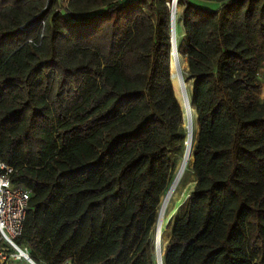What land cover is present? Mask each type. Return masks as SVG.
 <instances>
[{
  "label": "trees",
  "instance_id": "trees-1",
  "mask_svg": "<svg viewBox=\"0 0 264 264\" xmlns=\"http://www.w3.org/2000/svg\"><path fill=\"white\" fill-rule=\"evenodd\" d=\"M66 1L0 0V164L29 192L13 242L35 264H154L186 136L168 0ZM181 24L194 185L163 264H264V0H183Z\"/></svg>",
  "mask_w": 264,
  "mask_h": 264
},
{
  "label": "bare ground",
  "instance_id": "bare-ground-1",
  "mask_svg": "<svg viewBox=\"0 0 264 264\" xmlns=\"http://www.w3.org/2000/svg\"><path fill=\"white\" fill-rule=\"evenodd\" d=\"M172 12H173V18H172V29L174 33V39L176 38V21H177V0H172ZM178 29V28H177ZM178 34V33H177ZM171 66H170V73H171V85L173 87V91L177 99L181 103L182 110L184 111V123L185 128L187 130V136L185 140V158L181 164V166L177 169L174 179L168 188L167 193L165 194L159 211V227L158 230L155 233L154 238V249H155V259L157 264H162V254H163V240H164V233H163V218L164 214L166 212L168 203L173 196L175 189L177 188V185L179 183V180L182 177V174L184 172V169L186 167L187 162L192 157L191 151L193 147V141H194V132L196 130V123L194 120V106L189 102L187 92H186V81L184 79V76L182 74V68L183 63L181 60V56L177 49H173V54L171 57ZM183 120V119H182ZM183 123V124H184Z\"/></svg>",
  "mask_w": 264,
  "mask_h": 264
},
{
  "label": "built area",
  "instance_id": "built-area-1",
  "mask_svg": "<svg viewBox=\"0 0 264 264\" xmlns=\"http://www.w3.org/2000/svg\"><path fill=\"white\" fill-rule=\"evenodd\" d=\"M171 5L172 0H169L168 8H171ZM260 80L264 83V72L261 73ZM11 171V168L0 164V264H5L9 259L22 258L18 253L10 252L9 247L12 248L14 238L21 235L29 200V192L11 183Z\"/></svg>",
  "mask_w": 264,
  "mask_h": 264
},
{
  "label": "rangeland",
  "instance_id": "rangeland-1",
  "mask_svg": "<svg viewBox=\"0 0 264 264\" xmlns=\"http://www.w3.org/2000/svg\"><path fill=\"white\" fill-rule=\"evenodd\" d=\"M64 1L65 0H63V3L65 4ZM111 1H113V0H105L106 4L110 3ZM120 1H123V0H120ZM168 2H169V0H168ZM182 2H183V0H177V10H178L176 12V14H177L176 38L177 39H175V42H176V49L179 52V54L181 56L182 63H183L182 74H183L184 79L186 81V92H187V96H188L189 102L191 103V94H192L193 86L191 85V79H190V77L187 76L186 73H185V71H186V63H185V57L183 55V45L181 43V39H180V36H179L180 29L178 28L179 25H180V23H181ZM178 102H179L180 106H182L179 100H178ZM181 109H182V107H181ZM182 112H183V123H184V111L182 110ZM194 120H195V116H194ZM185 125L186 124L184 123L183 124V127L184 128H185ZM185 130H186V128H185ZM196 131H197V126H196V130L194 132V138H195V135H196ZM186 136H187V130H186ZM186 136H185V140H186ZM193 144H194V141H193ZM185 149H186V146L184 144V147L181 150V152H178L176 149L171 150V155L173 156V170H172V177H171V181H170L169 187H170V185H171V183H172V181L174 179V176H175V173H176L177 169L181 166V164L183 162V156L185 154ZM191 164H192V157L190 158V160L186 164V167L184 169V172L182 174V177L179 180V183L177 185V188L175 189V192H174L173 196L171 197V199H170V201L168 203L166 212L164 214L163 223H162L163 233L165 235L164 240H163V250H164V246H165V244H166V242H167V240H168V238L170 236L171 230H172V224H173V221H174L175 212L177 211L179 205L186 198V196L188 195L190 189L194 185V176L192 175L191 170H190L191 169ZM167 191H168V189H167ZM167 191H166V193H167ZM165 194L161 198V203H162V200H163ZM158 215H159V212H158ZM155 233H156V230L154 229V232H153V242H154V238H155V236H154ZM152 245H153V251H152V254H153V262H154V264H157L156 259H155L154 243H152ZM9 251L12 252V253L15 252L10 247H9ZM13 260L14 259H9L6 263H8V264L9 263H12ZM21 261L24 262L25 264H29L27 261H25L22 258H21ZM17 264H19V263H17Z\"/></svg>",
  "mask_w": 264,
  "mask_h": 264
},
{
  "label": "water",
  "instance_id": "water-1",
  "mask_svg": "<svg viewBox=\"0 0 264 264\" xmlns=\"http://www.w3.org/2000/svg\"><path fill=\"white\" fill-rule=\"evenodd\" d=\"M65 5L67 6L68 3L67 1L65 0ZM169 13H170V43H171V52H170V62H171V57H172V54H173V49L176 50V42H175V39H174V33H173V29H172V8H169ZM169 62V71H170V66H171V63ZM171 73H170V78H171ZM194 106V105H193ZM194 114H195V107H194ZM185 144V142H184ZM185 158V154L183 156V160ZM158 227H159V215H158V218H157V223H156V227H155V230L157 231L158 230ZM12 248L14 249V251L16 253H18V255L20 257H22L25 261H27L29 264H35L29 257V255L21 248H19L17 245H15L14 243H12ZM163 255V254H162ZM162 264H163V261H162Z\"/></svg>",
  "mask_w": 264,
  "mask_h": 264
},
{
  "label": "crops",
  "instance_id": "crops-1",
  "mask_svg": "<svg viewBox=\"0 0 264 264\" xmlns=\"http://www.w3.org/2000/svg\"><path fill=\"white\" fill-rule=\"evenodd\" d=\"M209 6H211V4H209ZM179 29H180V34H179V36H180V39H181V43H182V45H183V49H184V47H185V37H184V32H183V28H182V24L180 23V25H179V27H178ZM178 29V30H179ZM262 85H261V90H260V92H259V99L260 100H263L264 99V83H261ZM17 263H19V264H25L24 262H22L21 260H13V262L12 263H9V264H17ZM6 264H8V263H6Z\"/></svg>",
  "mask_w": 264,
  "mask_h": 264
}]
</instances>
